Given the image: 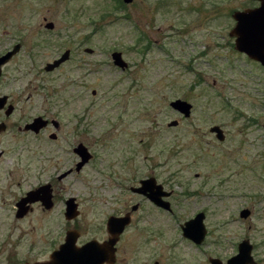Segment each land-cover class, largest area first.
Segmentation results:
<instances>
[{"label":"rangeland","instance_id":"rangeland-1","mask_svg":"<svg viewBox=\"0 0 264 264\" xmlns=\"http://www.w3.org/2000/svg\"><path fill=\"white\" fill-rule=\"evenodd\" d=\"M122 4L0 0V54L21 45L0 77V95L7 94L17 107L9 120L22 125L47 101L44 106L55 109L62 124L59 140L75 141L69 136L74 107L69 94L82 86L74 90L67 77L75 63L45 75L43 67L67 47L89 48L80 52L95 156L63 184L68 195L82 204L96 203L103 212L139 201L120 242L121 264H210L208 255L230 257L245 238L256 264H264V68L236 50L228 34L235 26L232 13L259 2ZM47 22L54 28L47 29ZM114 51L129 62L127 71L114 67ZM175 98L191 102L189 117L171 108ZM171 120L178 125L169 126ZM214 124L223 129V140L209 131ZM27 142L15 127L0 136V264H21L22 257L35 253L31 245L47 242V220L14 216V196L33 183L22 167L6 177L7 165L25 160ZM149 175L172 190V212L154 210L129 190ZM244 207L250 213L242 218ZM201 210L208 233L198 248L183 236L180 224Z\"/></svg>","mask_w":264,"mask_h":264},{"label":"flooded vegetation","instance_id":"flooded-vegetation-1","mask_svg":"<svg viewBox=\"0 0 264 264\" xmlns=\"http://www.w3.org/2000/svg\"><path fill=\"white\" fill-rule=\"evenodd\" d=\"M82 46L81 44H78L77 47H67L65 50L68 51V57L54 70L49 71L45 69V66L43 67V73L45 75L52 73L56 69L60 68V66L63 64H66V62L74 61L75 63V69L69 70L67 73L68 84L71 85L74 90L76 87L78 88V86H82L77 92H72L69 94L71 104L73 105L74 103V107L71 112L72 130L71 133H69V136L75 137V141L59 140L62 124L60 120L56 118L55 109H51L48 105L44 106L47 101L42 104L41 108L43 110L41 112H38L36 115L28 118V120H26V122H24L22 125H20L18 122L14 123L13 121L9 120V118L14 115L17 107L16 104L11 99H9L7 94H5L7 95L6 103L2 108H0V122L5 124V129L0 132V136L5 134L12 127H15L17 131H20L28 139L27 144L24 145L25 160L23 162L15 161L12 163L13 165H7V168H5L7 174L6 177L8 178L11 175L15 176V168L22 167L24 172L23 176L27 178L28 182L30 181L29 184L31 182L33 183L28 189L16 194L17 197L14 196V216L17 218V220H24L30 216H33L36 221L40 216L39 220H47L48 225L47 232L45 233V236H47V242L40 247L38 246V248L31 245L32 249L30 250H36L35 253L27 258L22 257L21 264H32L34 262H49L50 264H121L120 251L123 249L121 248L120 242L123 240L127 229L133 223L135 217L134 213L137 212V209L141 205L139 201L134 204L124 203L121 205L120 209L110 208V210L107 212H103L102 208H100V206L96 203L82 204L79 202L78 196L73 194L68 195L66 193V185L63 184L64 179L68 176H71L73 173L80 174L82 168L89 164L93 160L92 158L95 156L93 149H90L89 145V134L91 131L87 123V113L90 109V99H88L86 91L84 90L85 87L82 85L86 76V74H84L85 69H83V64L85 61L82 57L83 54L80 52L81 49L83 52H86V47ZM10 49H6L2 53ZM11 59H13V57ZM5 64L6 63L3 65ZM114 67L121 71H127L130 68V64L128 62L125 68H119L115 64ZM92 94H95V90L92 91ZM76 102L77 104H75ZM8 105H12V111L10 114L6 113ZM37 116L40 117L41 120L39 122L42 124L37 129V131L31 128H25L26 124L32 122L34 118H37ZM22 118L23 117H21L20 120ZM176 125L178 124L176 123ZM80 144H82L86 151L90 154V158L82 165L79 170H77L76 167L77 163L80 161V157L75 148ZM3 154V151L0 150V156ZM66 163H69L67 167H65ZM148 177L155 178L154 176L149 175L145 178H141L140 180H144ZM155 179L156 183L162 184L157 178ZM140 180L135 186H129V190H131V187L138 186L140 184ZM0 182H2V176H0ZM42 186L46 188H44V190H40V192H36L35 195L40 197V195H42L44 192L49 193L51 206L47 207L41 199H33L22 204L23 209L19 208L20 206L18 203L22 198L26 197L27 192L30 190H37ZM168 191L172 193V190ZM131 192L133 194L142 196L145 200H148L153 206L154 210L172 212L171 202L168 199L171 193L167 197H162V199L169 202V209H166L160 205H156V203H154L142 193L133 192L132 190ZM72 197H74V202L76 203L75 213L72 218H67L65 212L67 210L68 204L66 201ZM134 205L137 206L135 209H133ZM18 214L19 216H17ZM122 218H124L127 223L124 224L121 230L116 227L115 230L119 231L117 233H113L112 229L115 227H112L113 225L111 226L109 221L113 219L116 221V219ZM55 225H58V227L54 228ZM207 233L208 232L206 231L201 243H195L192 241L195 247H202ZM68 236L70 237L68 245L65 247V251L62 253L61 245L66 241ZM110 238L115 240L111 246L113 249L105 250V243L108 242ZM245 239H242L241 241ZM240 242L237 243V252L238 244ZM85 246H88L87 250L85 252H81V249ZM251 249L253 250V245ZM105 251L109 255L108 259L107 255H105ZM237 252H235V254ZM234 255L230 257H233ZM230 257L226 256L223 259L215 253L214 257L208 255L207 260L210 262V264H213L210 259H216L220 261L221 264H226L228 261L227 259ZM253 259L254 262L251 264H256L257 259H255V257H253ZM154 262L159 264L156 260H154L151 264Z\"/></svg>","mask_w":264,"mask_h":264},{"label":"water","instance_id":"water-1","mask_svg":"<svg viewBox=\"0 0 264 264\" xmlns=\"http://www.w3.org/2000/svg\"><path fill=\"white\" fill-rule=\"evenodd\" d=\"M123 3L128 4L132 2L133 0H122ZM256 1V0H255ZM259 2L256 7H247L243 10L236 9L232 14L233 19L235 20L234 27L229 31V36L234 37V47L236 50L244 53L246 56H249L251 59L259 62L261 66L264 67V0H257ZM45 27L47 29H53L54 24L53 22H47L45 24ZM21 45L19 43L13 44L12 49L7 50L6 52L2 53L0 56V75L2 72V65L6 62H8L12 57L13 54L18 52L20 50ZM90 50L89 48L86 49ZM68 51L65 50L61 53L59 57H56L51 62L45 63V69L46 70H54L57 66L60 65V63L64 62L66 58L68 57ZM111 59L112 62L118 66L119 68H125L127 66V62L124 61L122 57L121 51H114L111 53ZM7 95H1L0 96V108L4 106L6 103ZM171 108L178 113L182 114L185 118L188 117L191 114V108L192 104L191 102H188L187 100H183L180 98H175L174 100L170 101ZM6 113L10 114L12 111V105H8L6 109ZM40 117L37 116V118H34V120L28 124H26L25 128H31L33 130H36L42 125L40 121ZM177 123V120H171L167 124L169 126H175ZM5 129V124L3 122H0V132ZM209 131L215 134V137L218 141L223 140L225 138V133L223 132V129L220 127V125L214 124L210 126ZM76 151L79 154L80 161L77 163L76 169L79 170L84 163L88 161L90 158V154L86 151L84 146L82 144L78 145L76 148ZM46 187H40L37 190H30L27 192L26 197L22 198L18 205L19 208L23 209L24 203L30 200H37L41 199L42 202L47 206H51L50 204V194L44 192L42 195L36 196V192H40V190H44ZM131 190L133 192H138L144 194L146 197H148L150 200H152L156 205H160L166 209H169V202L162 199V197H167L171 192L166 191L162 184L156 183V179L153 177H148L146 179L140 180V184L136 187H131ZM66 203L68 204L67 210L65 214L67 215V218H72V216L75 213V206L76 203L74 202V197L67 199ZM137 206L134 205L133 209H135ZM250 210L246 207L244 209L240 210L239 216L244 218L249 214ZM20 214V213H19ZM19 214L17 216H19ZM204 212H197L194 216H192L190 219L186 220L183 224H181V230L183 231V236L188 238L190 241H194L195 243H201L202 239L207 231L204 225ZM124 218L122 219H116V221L110 220L109 224H111L112 227H115L112 229L113 233H117L121 228L126 224ZM116 227L119 228V230H115ZM70 237L68 236L66 238V241L61 245V252L63 253L65 251V247L68 245ZM115 242L114 239H109L108 242L105 243L104 249H113L111 246ZM252 245L249 241V239H245L241 241L238 244V252L233 256L227 259L226 264H251L254 262V259L251 254ZM88 246H85L81 249V252H85L87 250ZM105 255H107V259L109 258V255L105 251ZM213 264H221L220 261L216 259H210ZM29 264V263H25ZM32 264H50L49 262H34ZM153 264H157L154 262Z\"/></svg>","mask_w":264,"mask_h":264},{"label":"trees","instance_id":"trees-1","mask_svg":"<svg viewBox=\"0 0 264 264\" xmlns=\"http://www.w3.org/2000/svg\"><path fill=\"white\" fill-rule=\"evenodd\" d=\"M117 3L120 4V5H123L121 0H117Z\"/></svg>","mask_w":264,"mask_h":264}]
</instances>
